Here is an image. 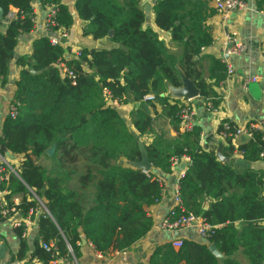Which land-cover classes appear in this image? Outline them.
Instances as JSON below:
<instances>
[{
    "label": "trees",
    "instance_id": "16d2710c",
    "mask_svg": "<svg viewBox=\"0 0 264 264\" xmlns=\"http://www.w3.org/2000/svg\"><path fill=\"white\" fill-rule=\"evenodd\" d=\"M40 1L56 7L51 34L71 27L73 17L62 0ZM189 1L159 0L152 5L154 24L170 33V47L145 25L141 0H75L82 35L95 40L107 37L117 46L83 49L78 58L69 60L64 47L52 44L49 35L34 39L30 54L15 57L19 37L34 28L32 0H0L2 18L7 20L6 24L0 20L4 27L0 29V87L9 82L10 66L18 69L11 101L16 115L3 117L0 146L21 156L17 176L10 174L2 187L10 191L6 194L10 205L11 195H21L15 209L25 217L35 216L30 209L38 203L32 195L48 211L38 215L39 238L32 253L44 264L70 250L78 255L82 237L102 255L126 250L143 238L152 226L146 207L159 201L163 190L154 171L170 174L172 164L184 157L190 159L179 181L184 211L220 226L205 239L207 243L179 236V247L172 241L159 244L148 264H220L208 249L210 243L224 255L222 264H242L235 258L237 252L249 264L264 262V177L249 167L238 170L221 161L214 149L203 148L199 126L180 132V99L165 95L168 87L181 85V70L194 82L205 110H216L220 102L213 85L224 80L226 65L208 57L213 83L203 77L200 53L211 38L194 14L179 13L187 5L197 7ZM58 60L66 63L74 78L61 76L55 67ZM105 92L120 104H136L129 119L133 132L120 110L106 105ZM148 94L154 99L144 100ZM157 105L175 136L155 129ZM224 123L229 127L224 128ZM235 127L227 119L217 127L231 152ZM251 132L237 150L247 162L264 160V131ZM145 135H153L150 143H143L152 165L147 172L129 165L140 160L138 142ZM52 145L55 149L49 156L45 150ZM38 158L50 159V169L36 163ZM204 199H210L207 208L202 207ZM0 219L5 218L0 215ZM23 230L17 227V235ZM43 242L53 245L46 250L40 245Z\"/></svg>",
    "mask_w": 264,
    "mask_h": 264
},
{
    "label": "crops",
    "instance_id": "0c3cea01",
    "mask_svg": "<svg viewBox=\"0 0 264 264\" xmlns=\"http://www.w3.org/2000/svg\"><path fill=\"white\" fill-rule=\"evenodd\" d=\"M74 1L62 0L68 6L73 17V24L66 31L67 36L61 39L63 42L62 46L65 49V58L69 60L78 58L79 56L76 55L77 51L81 52L83 49H109L116 47L117 44L111 42L107 37L95 40L90 35H82L83 21L76 14ZM245 1L247 3L245 10L230 12L225 15L214 8L211 0H190L189 3L193 2L197 4V7L194 8L190 4L182 8L179 13L188 12L194 14L202 27L208 28L211 44L204 46L200 53L203 77L207 82L213 83V80L209 78L208 69L211 62L208 57L220 59L226 67L230 64L234 70V74L229 76L226 75L225 71L224 80L220 81L218 86L213 85L220 99L216 110H205L199 97L193 98L191 101L195 109L194 125L199 126L201 130V146L205 149H214L216 155L220 152L225 158L224 162L232 163L238 170L249 167L261 173L262 177H264V160L259 159L254 162H247L243 160L242 153L237 150V147L241 143L246 142L249 136L243 133L236 135L232 140L233 151L231 152L226 149L227 144L217 133V127L223 119L232 121L237 127L248 128L249 124H255L260 128H264V82L261 79L259 81L250 80L254 76L264 77V0ZM143 2L144 0H141V5L144 7ZM32 6L35 13L34 28L30 33L19 37L14 49L15 57L30 54L31 42L41 36L49 35L45 32L43 25L48 6L42 5L40 0H32ZM11 11L14 12L16 9L11 8ZM148 15L145 25L154 29L167 46H173L170 41V33L158 29L154 24L152 5ZM0 29L4 30V27L0 25ZM60 30L62 29L54 32L53 36L58 37ZM233 40L237 42L238 46L241 45L242 49L237 51V45L233 49L228 48V43ZM9 75V82L5 86L0 87V125L11 105L14 94V80L18 77V69L15 64L10 66ZM171 94V89H167L165 95L171 99H177ZM170 103H172V100H170ZM135 106V103H127L119 110L126 119L128 117L127 113H130ZM153 116L155 117L156 130L163 131L171 137L176 135V131L169 124L168 119L161 113L159 105L156 106V113ZM128 128L132 132L134 131L131 124ZM179 131L182 132L180 127ZM152 138L153 135H145L140 137V141L148 144ZM11 155L12 158L7 157V161L16 171V167L21 161V156L12 153ZM36 163L44 166L46 164L48 169H50L52 164L51 160L46 158H38ZM123 164L127 165L124 159ZM187 166L188 163L181 159L173 163L170 174L163 175L154 171L162 181L163 190L159 201L146 207L148 215L152 218V226L143 238L126 250H115L108 255H99L91 243L82 237L78 243V255L70 251L66 256L57 257V264H148L149 257L156 246L166 241H172L175 238L174 232H168L161 228V223L169 214L173 205L176 180L181 171ZM14 175L17 176V173ZM8 192L10 191L7 189ZM31 198L36 199V196L32 195ZM20 200V194H13L9 199L14 205L18 204ZM209 202L210 199H204L202 207L207 208ZM43 210L42 207H36L33 211L35 216L32 219H30L29 215L25 217L21 214V211L17 210L10 215L9 219H0V246L3 245L4 247L3 252L0 250V264H44L43 261L32 256L35 249L34 241L39 238L38 215ZM19 222L24 228L21 236H18L16 232V228L21 226H17ZM261 223H264V221ZM180 237L197 242H206L205 239H199L197 233L192 229L182 230ZM22 243H24L23 247ZM50 243L53 245L52 242ZM21 251H23L22 256H20ZM235 258L242 264H249L240 252L235 253ZM50 264L52 263L50 262Z\"/></svg>",
    "mask_w": 264,
    "mask_h": 264
},
{
    "label": "built area",
    "instance_id": "2783aa9c",
    "mask_svg": "<svg viewBox=\"0 0 264 264\" xmlns=\"http://www.w3.org/2000/svg\"><path fill=\"white\" fill-rule=\"evenodd\" d=\"M159 0H148L150 5H153ZM213 3L214 8L217 11H220L227 15L230 12H235V11H243L247 8V3L245 0H211ZM48 6V11L46 13V17L44 20V29L45 32L49 34V40L52 44H61L62 45V38H65L67 36V30L62 29L59 32V36L55 37L50 33V26L54 25V15L56 13V7L53 5H47ZM48 36V35H47ZM230 39V37H229ZM234 41V40H233ZM235 42V41H234ZM236 50L242 49V46L237 44ZM236 47V46H235ZM77 56H80V51H77L76 53ZM55 67L59 69L61 76L68 75L71 78H74L73 72L68 68L66 63L62 60H58L55 64ZM234 70L233 67L230 66V64L226 67V75H233ZM261 79L262 82H264V77H252L250 80L251 81H259ZM104 98L106 105L114 106L117 107L118 109H121V107L124 104H120L118 100L113 99L111 95L108 92L104 93ZM144 100H153V96L148 94L145 95ZM192 99L188 98H180V104L181 109L179 110V119H180V129L181 131H187L190 130L193 125H194V116H195V109L192 106L191 103ZM6 114H9L10 117H15L16 115V110L14 105H10ZM5 114V115H6ZM229 126L224 123V128H228ZM252 130H262L264 131V128L258 127V125L255 124H249L248 128H243V127H235L234 131V137L240 133L246 134L247 136H251ZM219 135L224 139V133L221 132ZM242 153V152H241ZM185 162L188 164L190 163V159L188 157L183 158ZM176 162V161H175ZM174 162V163H175ZM173 165V164H172ZM187 168V167H186ZM185 169H183L178 176L175 184V193L173 195V205L169 211V214L163 219L161 223V228L165 231L168 232H175V231H182L186 229H192L194 230L197 235L203 239L208 238L214 231V229L218 228L220 225H213L209 224L202 216L196 215L192 212H185L181 203V199L179 196V181L183 177L185 173ZM16 171L10 166V164L7 161V156L4 155V153L0 149V215L6 219L10 218V215L15 212V205L7 201L6 194L7 190L2 187V184L8 179V176L12 173H15ZM36 201L38 205L36 207H42L45 211L44 205L38 200L36 197ZM34 209H30V213H32ZM42 210V209H41ZM48 213V212H47ZM23 226L20 222L17 224V226ZM43 248L46 250H49L52 247L51 243H42L41 244ZM172 245L174 247H179L181 245V238L175 237L172 240ZM70 250V248H69ZM71 251V250H70ZM99 255L100 253L97 252ZM52 264H57L56 260L51 261Z\"/></svg>",
    "mask_w": 264,
    "mask_h": 264
},
{
    "label": "water",
    "instance_id": "95a60500",
    "mask_svg": "<svg viewBox=\"0 0 264 264\" xmlns=\"http://www.w3.org/2000/svg\"><path fill=\"white\" fill-rule=\"evenodd\" d=\"M144 4V12L146 14V18L149 17V11L151 9V5L148 2V0H144L143 2ZM3 9L0 7V20L2 21L3 24L7 23V20H3ZM112 35V30H110L108 32V36ZM236 46V42L232 41L230 43H228L227 47L228 48H234ZM30 72L32 74H36L38 73V71H34V70H30ZM180 73V77H181V85L179 87H168V89H171V95L177 98H188V99H193L199 96V91L197 89V87L195 86L194 82L187 78L182 72L181 70H179ZM120 115L123 117V113L120 112ZM124 118V117H123ZM138 147H139V151H140V155L141 158L139 161H130L129 165L133 168H137V169H141L144 172H147L149 170H151L152 165L148 160L146 151L143 147V143L141 141L138 142ZM0 149L3 151L4 155L7 156L8 158H12L11 153L4 147V146H0ZM55 149V146L52 145L49 148H47L45 150V153L49 156L52 155L53 151ZM217 157L221 160V161H225V158L222 156V154L220 152L217 153ZM47 211V210H46ZM48 212V211H47ZM49 214V213H48ZM181 235V231H175L174 232V236L178 237ZM85 240V239H84ZM208 249L209 251L219 260L220 264H222V261L224 260V255L217 249V247L215 246L214 243H210L208 245ZM0 250H2V252L4 251V247L3 245L0 246Z\"/></svg>",
    "mask_w": 264,
    "mask_h": 264
},
{
    "label": "rangeland",
    "instance_id": "374dc122",
    "mask_svg": "<svg viewBox=\"0 0 264 264\" xmlns=\"http://www.w3.org/2000/svg\"><path fill=\"white\" fill-rule=\"evenodd\" d=\"M128 114V117L126 118V121H127V125H128V127H130V120L128 121V119H130V113H127ZM45 167L47 168V166H46V164H45ZM199 239H201V237H199ZM203 239V238H202ZM201 239V240H202Z\"/></svg>",
    "mask_w": 264,
    "mask_h": 264
}]
</instances>
